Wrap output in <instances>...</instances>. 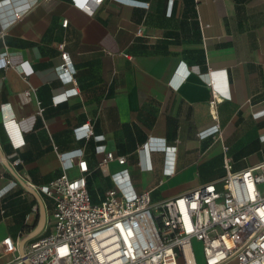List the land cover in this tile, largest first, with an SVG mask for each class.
I'll use <instances>...</instances> for the list:
<instances>
[{"label": "crops", "instance_id": "crops-1", "mask_svg": "<svg viewBox=\"0 0 264 264\" xmlns=\"http://www.w3.org/2000/svg\"><path fill=\"white\" fill-rule=\"evenodd\" d=\"M132 1L147 6L103 0L88 13L71 0H0V30L13 9L28 8L0 38L11 64L0 69V151L10 162L20 160L15 172L35 188L61 174L59 155L65 162L82 149L92 203L122 168L136 193L147 191L157 202L209 182L220 189L223 147L232 170L264 161V116L257 114L264 109V0ZM61 42L75 71L67 84L57 76ZM23 62L28 77L15 67ZM180 66L190 70L184 79ZM209 70L225 71L230 94L212 108ZM8 120L24 142L17 150L2 127ZM84 124L92 131L88 140L73 133ZM213 125L219 139L218 133L198 138ZM149 138L176 146L169 178L162 176L163 153L139 154ZM98 146L124 157V165L102 164ZM143 163L148 169H140ZM52 213V200L25 189L0 161V241L32 231L29 240L47 236Z\"/></svg>", "mask_w": 264, "mask_h": 264}, {"label": "built area", "instance_id": "built-area-1", "mask_svg": "<svg viewBox=\"0 0 264 264\" xmlns=\"http://www.w3.org/2000/svg\"><path fill=\"white\" fill-rule=\"evenodd\" d=\"M103 0H71L73 5L91 13ZM132 7L147 4L132 0H115ZM28 8L12 10L11 20L3 25L0 38L8 26L20 20ZM67 26V20L62 22ZM140 33V30H138ZM61 60L58 78L64 84L74 82V69L65 43L56 45ZM6 52L0 53V69L10 66ZM25 75H31L28 65L18 64ZM197 72L196 70H192ZM184 79L190 70L179 67ZM225 71H208V86L212 98L210 108L230 97ZM75 90H68L70 95ZM65 94L63 95V97ZM264 116V109L257 113ZM13 150L23 146L18 126L8 120L2 124ZM218 126L198 133L199 139L218 133ZM81 139H90L89 124L73 130ZM219 133L216 139H219ZM264 139V136H261ZM101 142L103 136L92 137ZM104 154L102 164L115 160L124 165V157H114L104 146L97 147ZM223 147L225 174L172 198L151 202L147 191L136 193L130 185L128 171L122 168L112 175L113 187L98 203H92L87 191L88 167L84 150L71 152L62 162L61 174L48 184L35 188L15 172L20 164L17 158L9 161L0 151V161L25 189L40 193L53 202L52 231L47 236L34 237V231L0 241L3 264H197L192 241L201 243L204 264H264V161L240 170H232L231 160ZM163 153L162 176L169 178L175 172L176 146L164 139L149 138L139 154ZM147 164L140 166L148 169ZM75 169L77 174L69 176ZM180 262V263H179Z\"/></svg>", "mask_w": 264, "mask_h": 264}, {"label": "rangeland", "instance_id": "rangeland-1", "mask_svg": "<svg viewBox=\"0 0 264 264\" xmlns=\"http://www.w3.org/2000/svg\"><path fill=\"white\" fill-rule=\"evenodd\" d=\"M192 246H193L194 254H195V257H196V261H199L200 258L202 257L201 243L193 240L192 241Z\"/></svg>", "mask_w": 264, "mask_h": 264}]
</instances>
